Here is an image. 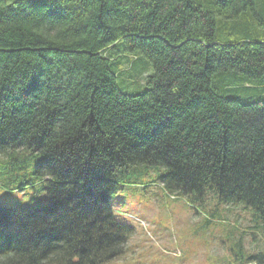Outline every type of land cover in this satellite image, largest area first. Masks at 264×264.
<instances>
[{
  "label": "trees",
  "instance_id": "1",
  "mask_svg": "<svg viewBox=\"0 0 264 264\" xmlns=\"http://www.w3.org/2000/svg\"><path fill=\"white\" fill-rule=\"evenodd\" d=\"M260 17L264 0H0V167L42 156L34 174L49 195L0 205V264L122 254L132 228L111 199L119 170L141 165L165 168L170 192L243 204L264 227V100L213 83L237 71L264 85ZM124 51L152 63L142 93L119 87Z\"/></svg>",
  "mask_w": 264,
  "mask_h": 264
},
{
  "label": "rangeland",
  "instance_id": "2",
  "mask_svg": "<svg viewBox=\"0 0 264 264\" xmlns=\"http://www.w3.org/2000/svg\"><path fill=\"white\" fill-rule=\"evenodd\" d=\"M259 19L261 33L264 19ZM114 68L120 89L128 94L142 93L153 73L150 59L138 51H124ZM241 78L230 71L214 75L213 83L228 97L264 100L261 79ZM40 157L3 161L0 205L30 209L48 202L46 181L34 174ZM166 173L144 165L119 170L111 205L117 220L132 232L122 254L103 264H264V227L250 208L225 205L213 194L198 201L170 192L161 180Z\"/></svg>",
  "mask_w": 264,
  "mask_h": 264
}]
</instances>
